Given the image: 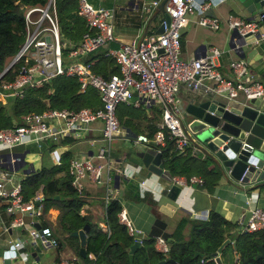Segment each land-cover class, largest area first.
I'll list each match as a JSON object with an SVG mask.
<instances>
[{
    "label": "built area",
    "instance_id": "1",
    "mask_svg": "<svg viewBox=\"0 0 264 264\" xmlns=\"http://www.w3.org/2000/svg\"><path fill=\"white\" fill-rule=\"evenodd\" d=\"M157 3L158 0L151 2L153 5ZM209 6L207 1L166 0L164 10L170 20L168 24L161 21L162 32L147 34L139 42L122 43L117 49H107L106 54L114 58L119 71L109 78L92 71L93 59L85 61L83 58L114 40L110 21L112 10L95 6L89 0H78V14L84 18L86 28L80 40L76 44H69L67 53L63 55L55 0H48L44 7L28 8L24 12V41L9 61L12 65L20 59L24 63L13 80L1 83V103L8 104L9 98L21 97L27 88L41 87L56 76L73 75L79 82V90L84 91L87 86L94 87L102 104L97 108H47L40 112L24 113L19 124L0 129V152L29 141H34L41 148L44 140L53 143L64 136L83 139L90 126L100 121V135L95 138L97 147L94 154L99 162L94 163L87 157L70 160L71 185L80 192L84 177L99 183L102 181L103 169L115 167L110 143L120 133V122L116 114L120 104H131L134 107L159 104L161 120L154 132L151 135L138 133L133 142L154 146L156 152L160 153L168 141H173L178 151L185 150L189 144L178 98L182 85L195 89L207 79L211 83L205 86L204 91L226 100L246 103L250 99L263 100L264 83L254 76L244 59L229 62L231 77H228L219 69L217 60L222 51L215 46H209L201 57L187 60L180 57L181 32L196 9L201 11L198 24L214 29L220 27L219 19L207 14ZM225 25L238 36H254L255 43L264 40V26L259 19H245L229 14L225 18ZM63 56L73 61L65 63ZM8 65L0 72V77ZM16 161L18 158L10 156V164ZM1 164L6 162L1 159ZM54 164H60V160ZM15 178L16 171L9 164L0 167V201L5 204V211L13 215L11 226L27 229L33 241L39 238L42 242L54 244L55 239L49 227H36V221L41 220L43 213L44 195L36 191L31 197L25 198L22 181ZM170 182L191 186L203 180L197 176L171 175ZM245 212L247 218L240 224L241 233L264 230L262 208L252 205L250 199H247ZM117 217L130 235L137 234L139 230L131 225L124 208L118 211ZM154 245L157 251L167 253L168 246L163 238H157ZM13 246L16 250L13 256L15 260H31L32 264H43L31 259L30 252L22 249L21 241L14 242ZM62 264L76 262L73 259L64 260Z\"/></svg>",
    "mask_w": 264,
    "mask_h": 264
},
{
    "label": "crops",
    "instance_id": "2",
    "mask_svg": "<svg viewBox=\"0 0 264 264\" xmlns=\"http://www.w3.org/2000/svg\"><path fill=\"white\" fill-rule=\"evenodd\" d=\"M89 1L95 6L112 10L110 21L114 33L113 41L96 49L87 57V59L94 60L91 66L92 71L98 57L102 54L107 55V49H117L122 43L138 42L144 32L145 35L156 33L161 23L160 11L157 8L158 3L156 5L151 4L153 0ZM196 1L210 3L206 12L208 15L219 19L220 27L214 29L198 24L197 20L201 11L196 9L190 15L187 25L182 29L180 57L184 60L201 57L206 53L209 46H215L222 51L217 62L219 63V69L225 76L231 77L230 68L228 67L231 60L244 59L247 61L250 71L256 78H259L255 69L256 62L254 61L259 57V53L264 55V40L255 43L252 35L247 37L236 35L234 31L228 29L225 25V18L229 14H234L245 19H259L264 26L260 15L249 12L240 0ZM67 42L69 45L74 41L67 40ZM118 72L111 74L110 77L118 74ZM210 83V80L204 79L195 89L182 85L178 91L180 107L182 106V109H184L187 104L197 97L208 95L209 92L204 91V88ZM215 97L223 99L220 96L215 95ZM12 101L13 98L8 99L9 103ZM2 104L6 108H11L8 104L3 102ZM181 111L183 120H188L190 116L184 110ZM116 114L120 122V133L110 143V154L115 167L104 168L102 181L99 183L84 177L82 179L83 188L80 191L83 194V204L79 213L89 215L91 223L98 224L102 231L108 233V236H110V230L107 225L106 206L110 200H117L120 203L121 208L125 209L131 225L139 230L137 234L130 235L133 241L136 238L140 240V244L135 251L138 248H143L145 239L152 237L155 242L157 238L161 237L168 246L165 256H168L169 252L168 242L180 238L182 240L190 239L192 224L205 221L208 219L210 212H217L234 225L232 235L228 237L229 242H232L240 233V224L247 218L245 212L247 199H250L252 205L264 210V188L251 189V191L238 188L227 181L221 173V178L216 180L204 170L205 166H208V168L213 166L218 169L216 164L206 156L198 157L197 151L190 143L184 153L178 151L177 156L172 158L177 169L171 175L197 176L202 178V183L179 186L171 183L167 175L148 174L145 158L149 160L152 157V154L156 152L155 147L134 144L133 138L138 133L149 135L148 133L154 132L157 123L161 120L159 104L151 103L146 106L134 107L131 104L123 103L117 108ZM100 129L101 122L97 121L90 126V129L83 135L86 136L83 139H72L64 136L53 143L47 140L42 141L41 148H38L34 141H29L11 149L3 150L0 152V160L3 159L6 164H1L0 167H6L9 164L11 169L16 171L15 179L23 181L25 176L31 172L43 167L55 166L54 163L57 160H60V164L57 165H61L63 156L67 155V172L72 178L69 172L71 159L87 157L91 158L94 163L99 162L94 154L97 147L95 138L99 137ZM91 140H95V142ZM10 156L18 158V161L10 164ZM163 169L168 170L164 162ZM26 170L30 171L26 172ZM141 181H143V184H141ZM37 191L43 194L41 185ZM58 213L59 210L54 207H50L44 214L42 213L44 219L50 224L48 226H42L41 220L36 221L39 226L50 228L55 243L42 242L39 238L33 241L27 229L11 226L13 215L5 211V204L0 201V264H32L31 260L22 261L13 258L16 252L13 244L16 241L22 242V249L30 252L31 259H36L43 264H62L64 260L72 259L75 260L76 264H102L94 253L86 250L88 230L86 231L84 245L85 255L80 252V239L78 236L73 235L72 232L71 237L58 233L56 228ZM34 244L38 245L39 250L34 248ZM153 247L156 250L154 243ZM129 248L127 252L128 259ZM220 252L218 256L221 264H224L222 257L220 258ZM232 256L234 257L233 261L237 262L238 257L235 258V250ZM232 256L230 252L227 253V264H230ZM212 258L215 260L214 257ZM169 259L171 258L166 257L162 260Z\"/></svg>",
    "mask_w": 264,
    "mask_h": 264
},
{
    "label": "trees",
    "instance_id": "3",
    "mask_svg": "<svg viewBox=\"0 0 264 264\" xmlns=\"http://www.w3.org/2000/svg\"><path fill=\"white\" fill-rule=\"evenodd\" d=\"M47 2L48 0H0V72L3 71L24 41V12L34 6L44 7ZM77 5L78 0H55L60 47L63 55L68 51L67 40L74 41L71 42L72 45L76 44L86 28L84 18L77 14ZM88 56L83 60H89ZM23 63L24 61L20 59L13 64L0 77V85L2 82L13 80ZM93 71L109 78L111 74L117 73L118 66L113 57L102 54L95 62ZM101 104L94 87L87 86L84 91H80L79 82L75 76L59 75L41 87L27 88L23 96L14 98L11 103L8 102V105L11 106L10 109L7 107L9 110L0 101V129L19 124L20 116L27 112H40L47 108L78 109L82 106L96 108ZM151 133L148 134L151 135ZM160 154L169 172L173 173L177 166L172 158L178 154L173 141H168ZM67 158V155L63 156L61 165L50 168L43 167L27 174L22 181L24 197L32 196L41 185L44 194L43 214L50 207L59 210L56 228L60 235L71 237V232L88 224L86 242L88 252L94 253L102 264H129L127 252L134 241L128 234L127 227L118 220L117 213L121 208L120 203L117 200H110L106 206L107 225L110 230V236H108V233L102 231L98 224L91 223L89 215L79 213L83 204V194L76 191L71 185L72 178L67 172ZM204 170L216 180L221 178L216 167L205 166ZM42 216L41 225H50L44 219V215ZM233 226L217 212H210L208 219L192 224L190 239L182 240L180 238L168 242V256L154 249V238L145 239L143 248H138L135 251L132 264H157L166 257L173 259L178 264H218L211 255L226 238L232 235ZM234 241L238 261H233L234 248L232 242H229L220 252V258L222 257L224 264L228 263V252L232 256L230 264H264V257L258 256L260 246L264 248V230L251 233L240 232ZM195 253L197 254L195 255ZM163 264L174 263L168 261Z\"/></svg>",
    "mask_w": 264,
    "mask_h": 264
},
{
    "label": "water",
    "instance_id": "4",
    "mask_svg": "<svg viewBox=\"0 0 264 264\" xmlns=\"http://www.w3.org/2000/svg\"><path fill=\"white\" fill-rule=\"evenodd\" d=\"M165 2L166 0H159L157 8L160 11V21L164 20L168 24L170 18L164 10ZM240 2L249 12L260 15L264 22V0H240ZM162 31L161 22L156 33ZM144 35L145 32L139 41ZM254 62H256L257 75L264 83V55L259 53V57ZM11 66L10 62L5 72ZM181 110L190 116L188 120H184V126L188 141L197 151L198 157H208L216 164L224 178L238 188L247 191L264 188V99H250L246 103L241 100L221 99L209 92L208 95L191 101L184 109L181 106ZM145 165L148 174L167 175L169 180L171 179V173L163 169L160 153L154 152L149 160L145 158ZM36 227L40 229L39 224H36ZM87 230L88 224H85L72 232L80 239V252L83 255H85ZM229 241L230 239L226 238L211 255L218 264H221L218 253ZM139 244L140 240L136 238L130 246L129 264H132L133 253ZM232 245L237 258L235 241H232ZM34 248L39 250L37 244H34ZM258 256L264 257V248L261 246ZM165 261L178 264L171 259L162 260L158 264Z\"/></svg>",
    "mask_w": 264,
    "mask_h": 264
},
{
    "label": "rangeland",
    "instance_id": "5",
    "mask_svg": "<svg viewBox=\"0 0 264 264\" xmlns=\"http://www.w3.org/2000/svg\"><path fill=\"white\" fill-rule=\"evenodd\" d=\"M63 59H64V62L65 63H69V62H72L73 61V59H71V58H67V57H65V56H63ZM9 64V62L7 63V65Z\"/></svg>",
    "mask_w": 264,
    "mask_h": 264
}]
</instances>
